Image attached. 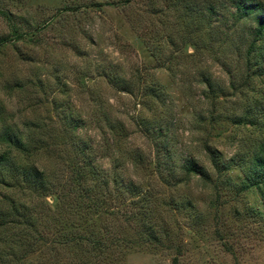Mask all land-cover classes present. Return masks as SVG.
Masks as SVG:
<instances>
[{
    "label": "rangeland",
    "instance_id": "rangeland-1",
    "mask_svg": "<svg viewBox=\"0 0 264 264\" xmlns=\"http://www.w3.org/2000/svg\"><path fill=\"white\" fill-rule=\"evenodd\" d=\"M263 16L264 0H0V135L30 148L0 139V264H264L240 163L264 139L233 119L264 95Z\"/></svg>",
    "mask_w": 264,
    "mask_h": 264
},
{
    "label": "trees",
    "instance_id": "trees-1",
    "mask_svg": "<svg viewBox=\"0 0 264 264\" xmlns=\"http://www.w3.org/2000/svg\"><path fill=\"white\" fill-rule=\"evenodd\" d=\"M102 5V3L97 4V6ZM255 8H257L255 4H248L245 7H241V9H245L246 13L248 14L255 13ZM248 53L254 57V64L249 62V68L255 67L258 77L264 79V16L258 18V25L254 31V37L248 49ZM261 97L262 98H257L254 104L248 105V108L244 114L241 116H235L233 119H236V121L238 120L240 123L250 125L252 128L259 130L260 136H263L264 139V95ZM14 134L15 133H12V131L11 133L4 132L2 135H0V139L9 143L10 146H14L15 148L20 149L22 152H26L28 154L30 152V148L26 146L20 136H15ZM206 149L210 156L213 167L218 173H220V176L223 173L228 174L232 169V165L228 166V164L224 162L222 152L216 148H213L209 144L206 146ZM4 159L9 160L10 157L6 154L3 156L0 155V162L4 161ZM240 163L244 164L241 169H243V171L246 173V175L244 174V182L246 185L242 186V190L257 187L260 191V194H262L264 197V140H262V142H260L257 147L252 149V152L249 154V156L241 157ZM187 167L188 173H196L201 176L206 175L205 169L195 165L194 161H191V164ZM86 168H88V171L91 172L96 169L92 162L82 166L81 170ZM81 170L79 173H82L84 176V173ZM21 175L28 184L39 186L41 189V194L44 195L46 193V177H44L45 169H41L34 164L30 165L29 167L23 166L21 169ZM124 185L125 191L139 194V191L133 186V184L129 183Z\"/></svg>",
    "mask_w": 264,
    "mask_h": 264
}]
</instances>
